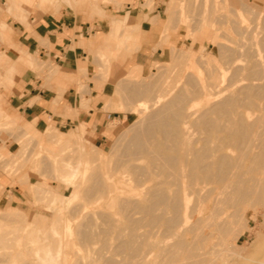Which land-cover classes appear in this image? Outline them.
Masks as SVG:
<instances>
[{
    "label": "rangeland",
    "instance_id": "rangeland-1",
    "mask_svg": "<svg viewBox=\"0 0 264 264\" xmlns=\"http://www.w3.org/2000/svg\"><path fill=\"white\" fill-rule=\"evenodd\" d=\"M239 1L0 0V264H264V87L248 93L241 100L245 104L234 101L221 106L224 110L205 111L208 120L202 117L204 124H196L198 111L210 100L245 83L264 84V49L256 45L264 35V1L255 15ZM44 12H62L88 26L85 56L76 70L62 71L15 40L19 28L31 29L30 19ZM157 19L162 25L157 40L146 47L145 24ZM157 47L164 49L147 55L143 64L134 61L145 56L135 58L137 50L149 53ZM179 50L188 56L180 59ZM229 55L235 56L228 58L232 64ZM195 59L205 61L204 68ZM25 66L36 71L39 86L59 93L71 87L81 101L90 83L105 84L109 95L103 108L128 111L127 116L108 118L96 144L84 123L36 127L10 100L19 68ZM255 66L258 75H249ZM231 70L239 73L232 77ZM176 96L177 104L167 103ZM162 106L176 116L172 127L181 131L182 140H172L176 132L169 139L161 132L152 136L145 118ZM229 118L231 124L237 118L257 123L250 129L252 138L248 131L251 147L247 138L241 142L247 146L226 139L220 129L230 125ZM211 119L214 131L205 122ZM131 127L138 133L139 146L133 148L130 136L117 139ZM205 139L207 147L219 149L207 150L211 155L204 162L228 153L229 164H235L236 172L230 168L225 182L191 175L202 174L188 162ZM240 145L252 149L245 152ZM169 152L176 153L174 164L167 162ZM162 170L170 171L174 182L166 181ZM245 187L248 195L238 196L239 190L246 194ZM159 192L168 201L157 205ZM153 212L160 215L155 220Z\"/></svg>",
    "mask_w": 264,
    "mask_h": 264
},
{
    "label": "crops",
    "instance_id": "crops-1",
    "mask_svg": "<svg viewBox=\"0 0 264 264\" xmlns=\"http://www.w3.org/2000/svg\"><path fill=\"white\" fill-rule=\"evenodd\" d=\"M64 13L58 15L49 12L39 13L30 19V28H19L17 42L24 48L37 52L39 59L53 61L62 71L76 70L78 62L83 61L85 50L83 43L87 38L88 26L74 17H66ZM157 21L145 24V46L154 43L162 25ZM143 32V31H142ZM141 42V41H140ZM142 48V45L140 46ZM139 48V49H140ZM164 49V48H163ZM162 47L146 53L144 49L137 50V55H145L142 60H134L143 64L145 57L160 53ZM160 50V51H159ZM85 64V63H84ZM12 76V75H11ZM41 81L36 71L30 67H20L15 84L11 88L12 107L16 108L23 120L32 121L37 127H76L79 123L93 132V144L104 136L102 127L110 117H126L127 112L104 109L107 98L105 84L95 87L89 84L90 90L84 94L83 100L75 89L68 87L60 93L45 86H39ZM107 95V96H105Z\"/></svg>",
    "mask_w": 264,
    "mask_h": 264
},
{
    "label": "bare ground",
    "instance_id": "bare-ground-1",
    "mask_svg": "<svg viewBox=\"0 0 264 264\" xmlns=\"http://www.w3.org/2000/svg\"><path fill=\"white\" fill-rule=\"evenodd\" d=\"M193 1V0H192ZM260 0H241V1H239V3L241 4V5H245L247 8L245 9L244 7V9H245V11L246 10H248V12L250 11V12H252L253 14L255 13V14H257V12H258V10H256L255 8H257L258 9V7L257 6H261V5H258V3H260L259 2ZM264 1V0H263ZM203 2V1H202ZM201 2V4H203ZM242 2V3H241ZM261 4V3H260ZM263 4V3H262ZM198 5H199V3H198ZM197 5V6H198ZM242 8V7H241ZM261 8V7H260ZM200 10V9H199ZM256 10V11H255ZM261 10V9H260ZM202 11V10H201ZM232 12H233V10H232ZM177 14V13H176ZM254 14V15H255ZM253 15V16H254ZM252 16V17H253ZM196 17V16H195ZM223 18V17H222ZM221 18V19H222ZM255 18V17H254ZM227 21V20H226ZM235 21V20H234ZM239 21H241V20H239ZM235 23H237V22H235ZM263 25V24H262ZM243 26V25H242ZM264 26V25H263ZM235 27V26H234ZM236 27H237V25H236ZM244 27V26H243ZM263 28V27H262ZM234 29H236V28H234ZM237 31H239V33L241 32H243V29L239 26V27H237ZM235 32V31H234ZM237 33V32H236ZM257 33H259V32H257ZM262 33V32H261ZM206 34V33H205ZM256 45H258L259 47H260V50L262 49H264V35L262 34L259 38H258V40H257V42H256ZM218 47V46H217ZM246 50H249L250 51V49L248 48V49H246ZM255 50V49H254ZM180 51V50H179ZM248 51V52H249ZM236 52V51H235ZM243 52V51H242ZM253 52V50L251 51V53ZM255 52H256V50H255ZM192 53V52H191ZM240 52H238V54H239ZM245 53H247V52H245ZM250 53V52H249ZM249 53H247V54H249ZM180 55H179V57H180V59H184V57H187L188 56V54H186V52L185 51H180V53H179ZM232 54V53H231ZM230 54V55H231ZM236 54V53H235ZM237 54V56L235 57V58H237L239 55ZM229 55V56H230ZM250 55V54H249ZM252 55V54H251ZM255 55V54H254ZM227 57V59L228 58H230V59H232L233 61H234V57L232 56H230V57ZM198 59H200V58H197V60ZM226 59V60H227ZM242 59V58H241ZM185 60H187V58L185 59ZM196 59H195V61H197ZM211 60V59H210ZM232 60H230V61H232ZM227 61H229V59L227 60ZM229 61V62H230ZM233 61L231 62V64L233 63ZM198 62V61H197ZM203 62H205V61H203L202 60V62H198V63H201V66H202V63ZM212 62V61H211ZM212 63H210V65H211ZM227 64H228V62H227ZM256 64V63H255ZM207 65V64H206ZM213 66L212 67H214V64H212ZM236 66H238V64L237 65H235V67ZM256 66L258 67V62H257V64H256ZM256 66L255 67H253L252 68V72L250 73H248L249 75H251V76H257L258 74H257V69L259 68H256ZM203 67V66H202ZM208 67V66H207ZM206 67V68H207ZM211 67V68H212ZM228 67H230V65L228 64ZM227 66H226V68H225V70L228 68ZM239 67V66H238ZM204 68V67H203ZM205 68V69H206ZM216 68V67H215ZM213 69V68H212ZM233 69L234 70H236L234 67H233ZM240 69H242V67L241 68H239V71H240ZM255 69V70H254ZM210 70L211 69H209L208 70V72H207V70H206V72L208 73V74H210ZM216 70V69H215ZM234 70H231V72L232 71H234ZM250 70H248V71H250ZM217 72H218V70H216ZM214 70L213 71H211V74L213 73L214 74ZM258 72H259V69H258ZM216 73V72H215ZM237 73H239L238 71H236V74ZM207 74V75H208ZM212 74V75H213ZM217 74V73H216ZM216 74H214V75H216ZM231 74V76H232V74H235V71H234V73L232 72V73H230ZM235 74V75H236ZM211 75V76H212ZM217 75H219V77H221L220 76V73H218ZM234 75V76H235ZM248 76V75H247ZM153 77V76H152ZM157 77H158V75H157ZM191 77L192 76H188L187 78H190V81L191 82H194L192 79H191ZM215 78H214V80H216L217 78H219V77H217V76H214ZM233 77V76H232ZM232 77H228V78H226V79H229L228 81H231L230 80V78H232ZM250 77V76H249ZM156 78V77H155ZM155 78H153V80L155 79ZM186 78V77H185ZM186 78V79H187ZM247 78V77H246ZM186 79H185V81H186ZM187 80H189V79H187ZM195 80V79H194ZM219 80V79H218ZM217 80V81H218ZM232 80H233V78H232ZM184 81V84L183 85H185V84H190V81L187 83V82H185ZM221 81V80H220ZM220 81L219 82H217V83H220ZM146 82V81H145ZM156 82V81H155ZM195 82H196V80H195ZM233 81H231V82H229V83H232ZM144 83V82H143ZM142 83V84H143ZM217 83L215 82V85H217ZM148 84V83H147ZM147 84H146V87H149V86H147ZM227 84H228V82H227ZM141 85V84H140ZM187 85V86H188ZM142 86V85H141ZM144 86H145V84H144ZM190 86V85H189ZM196 86H197V89H199V86H198V83L196 84ZM196 86H194V87H196ZM218 86V85H217ZM228 86H230V85H228ZM227 86V87H228ZM191 87V86H190ZM264 87V84H257V83H249V84H247V83H245V85L244 86H238V87H236V88H234L232 91H230L231 93L230 94H227V95H225V96H223V97H220L219 99H217V100H210L205 106H203L202 108L204 109V110H202V109H200L199 111H198V113H197V116H196V124H198V121H200L201 123L203 122V124H204V121H202V117L204 118V116L203 115H205L206 113H205V111H208V110H210L211 112H207V114H210V113H212V110L215 108V107H217V108H219V107H221V106H223V105H225V108H226V105H228V104H231L232 102H234V101H244L245 99H247L246 98V96H247V94L248 93H250V92H255V91H257V90H260L261 88H263ZM193 88V87H192ZM223 88V87H222ZM226 87L224 86V89H225ZM147 89V88H146ZM149 89V88H148ZM187 89L186 87H184L183 89L181 88V96H182V98H184V94H183V92H185V90ZM150 90V89H149ZM148 90V91H149ZM154 90V89H153ZM184 90V91H183ZM195 90H196V88H195ZM223 90V89H222ZM221 90V91H222ZM133 91H135V92H137V91H139L138 90V88H136V89H132V92ZM188 91H189V88H188ZM187 91V92H188ZM134 92V93H135ZM215 93V92H214ZM185 94H186V92H185ZM243 98V99H242ZM180 101V98L178 97V96H176V97H173L172 99H170V100H168L167 101V103L168 104H177L178 102ZM241 101V103H244V102H242ZM240 102H238L237 103V105L239 104ZM245 104V103H244ZM246 104H247V102H246ZM236 105V104H235ZM241 105V104H240ZM239 105V106H240ZM246 106H249V103H248V105H246ZM236 107V106H235ZM211 108H213V109H211ZM221 108H223V107H221ZM222 110V109H221ZM223 110H224V108H223ZM225 110H227V109H225ZM218 112V110L216 109L215 111L213 110V112ZM229 111V110H228ZM221 112H225L226 113V111H221ZM231 113V112H230ZM236 113V112H235ZM234 113V114H235ZM217 114H219V113H217ZM222 114H224V113H222ZM229 114V113H228ZM231 115H229L228 117H230ZM239 116V115H238ZM210 117V116H209ZM240 118V117H239ZM207 119V118H206ZM205 118L203 119V120H206ZM260 119V118H259ZM258 119V121H260ZM145 120H147V121H149V123L153 126V132H152V136L154 137V132H161V133H165L167 136H168V139L171 137V135H172V132H176L175 134H176V136H177V138H174V139H172V140H177V141H180V140H182L181 138H180V134H181V131L180 130H178V129H174V127H172V124H176V122H175V120H176V116L172 113L171 114V112H169L167 109H165L164 108V106H162V107H160V108H158V110L156 111V112H152L151 113V115L149 116V117H147V118H145ZM208 120V119H207ZM210 120V119H209ZM236 120V119H235ZM243 120H245V119H243L242 118V120H239L238 121V118H237V120L236 121H234V122H232V124L230 123L231 122V118H229V123H230V125L229 126H227L228 124H226V125H221L222 127H221V129H220V131L221 132H223L225 135L224 136H226V139L228 138V139H230L231 140V138H233V140L235 141V142H237L238 140L240 141V144H243V145H246V144H244V143H241L242 142V140H245L249 135H248V131H250V136L252 135V132L253 131H251L250 129L253 127H256L257 128V123L254 121V123H255V125L254 124H252L253 123V121H247L249 124L251 123V125H249L246 121V123L245 122H243ZM211 121L212 122H210V121H205L206 123H207V128L209 127V125L208 124H212L213 123V121H214V119L212 120L211 119ZM257 121V120H256ZM199 122V123H200ZM261 122V121H260ZM205 123V124H206ZM203 124L202 125H200V126H202L201 128H203ZM214 124V123H213ZM199 125V124H198ZM197 125V126H198ZM254 125V126H253ZM204 126H206V125H204ZM214 125H211L210 127H209V129L210 130H213V129H211L212 127H213ZM216 126V125H215ZM218 126V125H217ZM259 126V125H258ZM199 127V126H198ZM253 128H252V130H253ZM255 128V129H256ZM205 129V127L202 129V130H204ZM131 130H132V132H131ZM201 130V129H200ZM206 130V129H205ZM204 130V132L206 133V131H208L209 132V130H206L205 131ZM217 130V129H216ZM219 130V129H218ZM217 130V132H220V131H218ZM223 130V131H222ZM126 131H127V133H126ZM125 132H123V135H121L120 137H118L117 139H118V142L119 141H121V140H123L125 137H127V136H130V139L131 140H134V142H132V143H130V145H129V147L130 148H133V147H136V146H139V144H138V142H137V138H138V133H137V131H135V130H133V128L131 127L130 129H128V130H126ZM214 131V130H213ZM212 131V132H213ZM255 131V130H254ZM211 132V131H210ZM125 136V137H124ZM224 136H222V138L224 137ZM198 138H199V136H198ZM204 138V137H203ZM206 138H208V137H206ZM225 138V137H224ZM251 138H252V136H251ZM251 138L250 139H248L247 138V141H244V142H248V147L250 146V144H251V146L254 144V143H249V141H251ZM186 139V138H185ZM195 139H197V138H195ZM212 139V138H211ZM221 139V138H220ZM225 139V140H226ZM198 140V139H197ZM196 140V141H197ZM223 140V139H222ZM204 141H205V146H203V145H201V150H200V148H193V151H192V159H191V161H189L188 163H189V165H192V167L193 168H195V167H199V171L201 172L202 171V174L201 175H198V174H191L193 177L195 176V177H199V178H201V177H207L208 179H211V180H213V181H215V182H225L227 179L226 178H229L228 176L231 174V173H228L227 174V171L229 170H231V169H233L234 170V165L231 167V165L233 164V163H231V159H229L230 160V162H228L229 160H228V158H230V157H227L228 155H226V154H228V153H226L225 155L223 154V155H221V154H219V156H218V158H217V156H216V158H217V161H215V162H213V163H211L210 161L209 162H204L203 161V158L204 157H207L208 155H211V154H207V150L209 151L210 150V153H211V150L213 149V151H214V149H215V151L216 150H218L219 149V146H218V148H217V146H216V148H211V147H207L206 145V141H207V139H205V140H203L202 142L204 143ZM208 141H210L209 140V138H208ZM207 141V142H208ZM232 141V140H231ZM231 141H230V143H231ZM137 142V143H136ZM253 142V141H252ZM202 143V144H203ZM227 143H229V142H226V144ZM263 143V142H262ZM214 144V143H213ZM233 144V143H232ZM231 144V145H232ZM237 144H238V142H237ZM216 145V144H215ZM215 145H214V147H215ZM230 145V144H229ZM234 145V147L236 146V144H233ZM232 145V146H233ZM239 145V144H238ZM243 145H240L241 147H243L244 148V146ZM246 145V146H247ZM259 145L258 144V142H257V144H255V148L254 149H258V147L260 146H257ZM133 146V147H132ZM231 146V147H232ZM250 146V147H251ZM248 147L246 148V149H248ZM263 147V146H262ZM162 150H164V148L163 147H160ZM168 148H170V147H168ZM239 146H237V149L239 150ZM244 148V150H245V152L247 151L246 149ZM241 149V148H240ZM252 149V148H251ZM251 149L249 150V151H251ZM219 151H221V150H219ZM240 151V150H239ZM243 151V150H242ZM263 151V150H262ZM223 152V151H222ZM257 152V151H256ZM264 152V151H263ZM213 153V152H212ZM216 153L217 152H215V155H216ZM242 153H244V152H242ZM248 153V152H247ZM262 153V152H261ZM167 154V153H166ZM257 154L259 155L260 153L259 152H257ZM214 155V156H215ZM255 155V154H254ZM262 155V154H261ZM257 156V155H256ZM260 156V155H259ZM175 157H176V153L174 152V153H171V152H169V154L167 155V158H168V160H167V162H170L171 164H174L175 163ZM255 157V156H254ZM253 157V158H254ZM258 157V156H257ZM257 157H255V158H257ZM261 157H263V156H261ZM208 158V157H207ZM252 158V159H253ZM260 158V157H259ZM206 159V158H205ZM213 159V158H212ZM215 159V158H214ZM257 160H258V158H257ZM261 160V159H260ZM253 161L255 162V159H253ZM231 165H230V164ZM258 163V162H257ZM216 165V169H215V171H212L211 170V167H213V165ZM230 167H229V166ZM237 166H238V168H239V165H237L236 164V168H237ZM193 168H191V166L189 167V172L188 173H190V169H191V171L193 170ZM200 168H201V170H200ZM231 168V169H230ZM235 168V169H236ZM232 170V171H233ZM237 170V169H236ZM235 171V170H234ZM233 171V172H234ZM238 171V170H237ZM162 172V175L163 176H165V177H167V178H169V179H167L166 181H169V182H174V180H173V176L171 175V172L170 171H168V170H162L161 171ZM193 172V171H192ZM195 172V171H194ZM232 172V173H233ZM236 172V171H235ZM234 172V173H235ZM239 172V171H238ZM196 173H198L197 171H196ZM191 175L189 174V176L191 177ZM226 175H228L227 177H226ZM237 176V175H236ZM239 176V175H238ZM238 176H237V178H238ZM192 178V177H191ZM236 178V177H235ZM236 178V179H237ZM104 182V181H103ZM97 183V182H96ZM99 183H97V185H98ZM97 185H95V186H97ZM110 185V184H109ZM250 184L248 183V186H249ZM252 185V187H253V185L254 184H251ZM256 185H257V183H256ZM259 185V184H258ZM257 185V186H258ZM90 186H92V185H90ZM99 186V185H98ZM97 186V187H98ZM100 186H101V184H100ZM104 186V185H103ZM102 186V187H103ZM112 186V185H111ZM97 187H95V190H96V188ZM105 187V186H104ZM110 187V186H109ZM255 187V186H254ZM101 188V187H100ZM246 188H247V190H248V187H245V190H246ZM94 189V188H93ZM98 189H99V187H98ZM105 189V188H104ZM88 190H90V188L88 189ZM102 190V189H101ZM243 190H244V188H243ZM244 190V191H245ZM246 190V194H244V192L243 193H240L241 191L239 190V193H237V194H239L238 196H240V197H242V196H246V195H248L247 193H249V191H247ZM251 190H253V189H251L250 188V191ZM106 191V190H105ZM93 192V191H92ZM101 192V191H100ZM89 193V192H88ZM251 193L253 194V191H251ZM250 193V194H251ZM93 194V193H92ZM91 195V194H90ZM155 196H156V198L158 199V201L156 202L157 203V205L158 204H160V202L161 203H164V202H162V201H165L166 202V199L168 198V195H166V194H162V192H159V193H157V194H155ZM167 201H168V199H167ZM159 202V203H158ZM168 203V202H167ZM170 203V202H169ZM154 205V204H153ZM153 205H151V206H153ZM150 206V207H151ZM154 207V206H153ZM148 209V208H147ZM150 209V208H149ZM152 209V208H151ZM150 209V210H151ZM150 210H148L149 212H150ZM145 213V212H144ZM146 213H147V211H146ZM154 213V212H153ZM150 214V213H149ZM155 215L154 216H156V217H154L153 216V214L151 215L152 216V218L154 219H157L160 215H158V214H156V213H154ZM154 219V220H155ZM87 226H88V224H87ZM90 226V225H89ZM91 232V231H90ZM85 234V233H84ZM89 234L87 233V236H88ZM84 236V235H83ZM89 237V236H88ZM84 238H85V236H84ZM50 256V255H49ZM56 258V257H55Z\"/></svg>",
    "mask_w": 264,
    "mask_h": 264
}]
</instances>
